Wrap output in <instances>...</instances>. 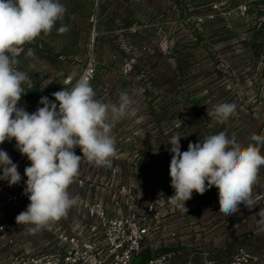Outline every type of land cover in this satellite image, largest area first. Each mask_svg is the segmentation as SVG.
<instances>
[{"label": "rangeland", "instance_id": "1", "mask_svg": "<svg viewBox=\"0 0 264 264\" xmlns=\"http://www.w3.org/2000/svg\"><path fill=\"white\" fill-rule=\"evenodd\" d=\"M66 8L49 34L41 33L18 50V70L34 87L17 107L34 113L41 97L56 102L52 93L71 88L87 65L93 64L91 86L97 98L118 103L127 92L133 114L112 128L116 156L111 167L81 162L79 175L69 186L78 203L51 229L29 232L15 217L30 201L24 194L30 161L15 140L0 144L17 164L21 181L9 186L0 180V263L10 258L50 253L55 249L53 229L79 223L85 203L102 199L118 202L125 211L155 198L167 205V248L205 250L218 263L238 248L264 259V166L252 196L257 205H240L226 217L219 212L218 189L192 193L187 212L170 203L174 194L168 151L171 136L181 152L221 131L235 134L243 146L253 133H264V26L257 21L252 0H59ZM66 25L68 31L58 29ZM29 48L35 52L27 57ZM76 79L67 80L70 73ZM63 73V75H60ZM235 103L236 111L224 124L207 116L220 103ZM57 106H58V102ZM77 155L82 152L77 147ZM264 155V146L261 147ZM2 175V171H0ZM172 234L175 236L172 237Z\"/></svg>", "mask_w": 264, "mask_h": 264}, {"label": "clouds", "instance_id": "2", "mask_svg": "<svg viewBox=\"0 0 264 264\" xmlns=\"http://www.w3.org/2000/svg\"><path fill=\"white\" fill-rule=\"evenodd\" d=\"M66 8L59 0H0V144L13 139L15 147L30 161L24 169L27 177L24 194L30 203L15 217L18 225H32L29 232L51 229L78 203L68 189L79 175L83 160L97 167H111L116 156L112 128L116 122L133 114L134 101L127 92L119 94L118 103H107L97 94L84 76L76 79L73 71L68 81L76 79L71 88L52 93L56 102L41 97L34 113H28L18 102L34 87L32 78L18 70V50L41 33L49 34ZM62 25L58 31H68ZM32 48L26 56L33 57ZM63 75V73H60ZM235 103H220L207 116L224 124L236 111ZM174 134L168 144L172 154L169 165L171 204L187 212L185 202L192 193L203 195L215 186L218 189L219 212L226 217L238 212L243 204L251 209L257 205L252 196L261 166H264V133H253L247 146L237 142L235 134L226 132L206 136L200 142H189L181 152L180 140ZM79 148L82 156L75 153ZM0 180L9 186L21 181L18 166L9 154L0 149ZM264 217V208L259 211Z\"/></svg>", "mask_w": 264, "mask_h": 264}, {"label": "built area", "instance_id": "3", "mask_svg": "<svg viewBox=\"0 0 264 264\" xmlns=\"http://www.w3.org/2000/svg\"><path fill=\"white\" fill-rule=\"evenodd\" d=\"M252 1L257 21L264 26V0ZM94 71L89 64L81 76L91 83ZM52 231V252L10 258L0 264H264V259L258 260L244 248H238L224 263L202 249L167 248V205L158 198L125 211L118 202L105 206L102 199H95L84 204L79 223Z\"/></svg>", "mask_w": 264, "mask_h": 264}]
</instances>
